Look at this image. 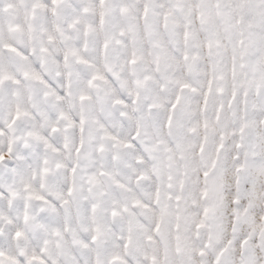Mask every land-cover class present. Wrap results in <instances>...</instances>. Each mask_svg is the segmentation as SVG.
Here are the masks:
<instances>
[{
    "label": "snow or ice",
    "instance_id": "1",
    "mask_svg": "<svg viewBox=\"0 0 264 264\" xmlns=\"http://www.w3.org/2000/svg\"><path fill=\"white\" fill-rule=\"evenodd\" d=\"M0 264H264V0H0Z\"/></svg>",
    "mask_w": 264,
    "mask_h": 264
}]
</instances>
